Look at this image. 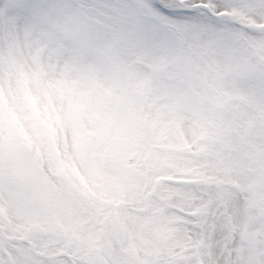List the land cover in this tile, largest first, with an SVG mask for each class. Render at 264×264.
Here are the masks:
<instances>
[{
  "label": "snow or ice",
  "instance_id": "6c2138e0",
  "mask_svg": "<svg viewBox=\"0 0 264 264\" xmlns=\"http://www.w3.org/2000/svg\"><path fill=\"white\" fill-rule=\"evenodd\" d=\"M91 24H102L113 48L132 63L167 70L148 93L156 111L140 114L148 135L138 139L150 152L176 149V155L152 153L180 172L168 179L192 209L184 213L189 233L206 243L222 228L226 245L239 244L237 264H264V189L238 182L241 175L264 177V0H5L0 40L7 53L0 65L16 72L21 33L40 37L39 60L42 41L56 32L70 37ZM74 67L89 79L95 71ZM102 103L95 99L94 126L82 124L78 140L123 135L124 127H114L98 110ZM84 108L83 99L69 97L65 117L55 119L77 117ZM53 119L24 82L7 91L0 85V157L19 159L41 130L53 150ZM171 137L181 142L172 145ZM41 183L28 165L0 171V264H34L23 246L27 240L4 233L14 221H34Z\"/></svg>",
  "mask_w": 264,
  "mask_h": 264
},
{
  "label": "clouds",
  "instance_id": "9594fccd",
  "mask_svg": "<svg viewBox=\"0 0 264 264\" xmlns=\"http://www.w3.org/2000/svg\"><path fill=\"white\" fill-rule=\"evenodd\" d=\"M39 36L26 37L23 33L16 42L17 70L9 73L7 65H0V85L7 91L16 89L20 82L30 88L31 94L39 101L41 109L47 108L53 116L55 128V148L50 150L46 130L34 135L31 148H23L19 159L7 154L0 157V171L7 173L13 167L31 166L46 178L40 189L63 200L67 207L75 211H86L89 218H95L101 231L110 232L112 222L123 216L129 209H147L140 215L157 214L163 219L168 232L165 242L160 243L162 251L151 258L152 264H237L236 249L239 244L226 245L222 228L206 243L197 233H189L184 221V213L192 211L178 187L168 178H179L178 169L162 167L152 170L133 185L130 177L136 169L129 165L141 161L146 148L139 137L148 133L142 129L141 113L155 112L156 107L149 102L148 93L154 83L167 71L149 64H134L113 48L112 37L104 32L102 24H91L86 29L70 37L56 32L39 44L42 56L34 58ZM53 48H60L58 55L50 54ZM7 53V42L0 40V55ZM79 69L91 67L95 71L92 78H86ZM80 93H85L81 98ZM69 97L83 99L84 110L74 118L65 117ZM103 98L99 111L108 115L114 127H124L121 136L104 140L77 139L80 126H94L91 111L97 110L95 99ZM25 127L32 132V122L25 120ZM7 134V132H6ZM129 141L131 146L124 142ZM181 141L171 137L168 143L177 145ZM19 143H23L19 141ZM178 154L176 149H157L152 152ZM139 153L135 159L125 157ZM166 195L153 197L150 202L142 199L144 190H151L155 180ZM242 185L255 184L264 189V177L241 175ZM36 210L47 214L40 203ZM57 212L62 209H57ZM9 234L26 239L24 247L33 253L34 264H131L130 258L121 247L106 251L104 244H89L83 230L74 233L71 229H60L54 224L44 231L35 229L32 221L17 220L9 226ZM23 230V231H17ZM203 245V246H201ZM179 252H175V248Z\"/></svg>",
  "mask_w": 264,
  "mask_h": 264
},
{
  "label": "rangeland",
  "instance_id": "374dc122",
  "mask_svg": "<svg viewBox=\"0 0 264 264\" xmlns=\"http://www.w3.org/2000/svg\"><path fill=\"white\" fill-rule=\"evenodd\" d=\"M3 3H5V0H0V4ZM124 143L131 146L129 141ZM138 155L139 153H131L125 159L126 161L135 159ZM168 163L169 161L165 157H157L146 149V154L143 157V171L139 170L141 161L129 165L137 170L136 175L130 177L131 183L139 185L141 179L147 177L152 170L167 167ZM39 191L38 202L48 211L47 214L37 211L33 225L38 231H44L53 224L60 229H71L74 233L83 230L89 244L102 243L106 251H113L123 245L122 250L130 258L131 264H152L151 258L158 256L162 251L159 244L165 242L168 237L165 222L163 219H158L157 214H137L138 212H146L147 209H129L127 213L118 216L112 222L110 232H104L101 231L102 225L95 218L90 219L86 211L72 210L67 207L63 200L41 189ZM165 195V190L160 187V181L155 180L151 190L145 189L141 198L146 202H150L153 197L161 198ZM57 209H62V211L57 212ZM174 251L179 252L180 249L177 247ZM115 264H119V262L117 261Z\"/></svg>",
  "mask_w": 264,
  "mask_h": 264
},
{
  "label": "bare ground",
  "instance_id": "6f19581e",
  "mask_svg": "<svg viewBox=\"0 0 264 264\" xmlns=\"http://www.w3.org/2000/svg\"><path fill=\"white\" fill-rule=\"evenodd\" d=\"M42 177V176H41ZM46 178L42 177V183L44 182L43 180H45Z\"/></svg>",
  "mask_w": 264,
  "mask_h": 264
}]
</instances>
